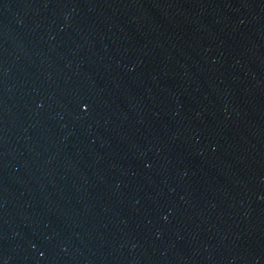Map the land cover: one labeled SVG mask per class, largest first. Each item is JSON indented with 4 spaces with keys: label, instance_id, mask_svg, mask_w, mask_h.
I'll list each match as a JSON object with an SVG mask.
<instances>
[{
    "label": "water",
    "instance_id": "1",
    "mask_svg": "<svg viewBox=\"0 0 264 264\" xmlns=\"http://www.w3.org/2000/svg\"><path fill=\"white\" fill-rule=\"evenodd\" d=\"M0 264H264V0H0Z\"/></svg>",
    "mask_w": 264,
    "mask_h": 264
}]
</instances>
